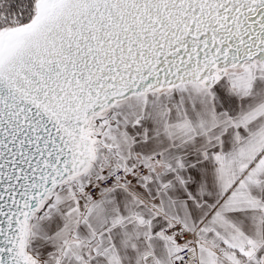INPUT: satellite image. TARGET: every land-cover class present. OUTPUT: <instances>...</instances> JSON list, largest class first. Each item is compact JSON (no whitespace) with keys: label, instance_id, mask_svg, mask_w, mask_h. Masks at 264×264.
Masks as SVG:
<instances>
[{"label":"snow or ice","instance_id":"1","mask_svg":"<svg viewBox=\"0 0 264 264\" xmlns=\"http://www.w3.org/2000/svg\"><path fill=\"white\" fill-rule=\"evenodd\" d=\"M0 264H264V0H0Z\"/></svg>","mask_w":264,"mask_h":264}]
</instances>
